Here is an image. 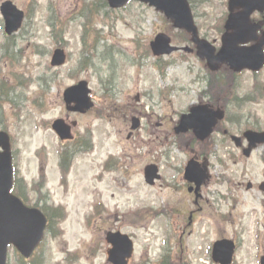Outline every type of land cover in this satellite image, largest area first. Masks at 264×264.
Masks as SVG:
<instances>
[{
    "label": "rangeland",
    "instance_id": "obj_1",
    "mask_svg": "<svg viewBox=\"0 0 264 264\" xmlns=\"http://www.w3.org/2000/svg\"><path fill=\"white\" fill-rule=\"evenodd\" d=\"M12 1L28 16L17 36L5 42L0 12V83L5 85L0 119L12 136L15 166L28 185L29 203L43 196L66 215L60 236L50 233L32 264H65V252L78 249L83 252L76 264H109L105 236L113 229L134 238L131 264H155L163 249L172 247L178 256L169 254L162 264H203L198 258L210 259L213 243L223 238L238 244L234 264H260L264 192L255 184L246 186L264 176V148L250 160L242 159L222 132L240 134L255 123L251 112L256 107H241L246 87L233 94L232 77L226 73L218 79L195 53L177 51L158 63L150 42L159 33L175 45L190 40L163 13L140 2L110 11L103 0ZM189 1L200 36L218 44L216 32L228 0ZM58 48L65 49L68 59L54 68L51 60ZM81 80L89 83L95 107L70 113L64 92ZM215 87L213 95L210 88ZM217 97L227 108L222 131L207 141L192 133L177 137L181 115ZM68 113L78 126L76 142L64 147L51 122ZM134 116L141 117L142 125L128 137ZM61 151L67 157L64 171ZM192 159L208 161L211 172L197 202L184 178ZM153 163L162 178L151 185L144 173ZM11 252L10 264L22 261Z\"/></svg>",
    "mask_w": 264,
    "mask_h": 264
},
{
    "label": "water",
    "instance_id": "obj_2",
    "mask_svg": "<svg viewBox=\"0 0 264 264\" xmlns=\"http://www.w3.org/2000/svg\"><path fill=\"white\" fill-rule=\"evenodd\" d=\"M112 8H121L130 0H108ZM155 7L171 19L177 28H185L193 35V41L197 44L198 55L206 59L211 70H217L223 63H228L233 69L240 70L251 67L253 63H261V46L256 45L253 49L240 47L245 42L243 37L249 30L250 14L254 10H264V0H229L230 10L241 7L239 13H231L226 21L227 33L223 37V46L216 53V48L207 40L199 37L198 28L195 24L192 9L188 0H135ZM2 11L6 18L7 32L12 34L17 31L23 21L24 13L11 1L4 3ZM171 38L160 33L151 42V48L156 56L171 54L178 50L177 46L171 45ZM264 43V41H263ZM184 50L192 51L189 47ZM66 62V54L62 49H57L53 55L52 65L61 66ZM91 89L85 80L69 87L65 91V101L68 109L86 113L94 103L90 97ZM224 117L221 109L214 110L207 105H196L190 113L182 115L176 132H186L193 129L196 136L204 140L213 132L214 126L219 119ZM139 126V119L134 118L133 128ZM54 129L62 139L72 137L70 128L62 120L54 123ZM259 141H264V135H260ZM0 264L7 262V250L10 244H14L26 257H29L34 248L41 241L46 227V218L38 210L25 206L21 200L11 194L13 185V162L10 148V138L5 132H0ZM248 153V152H247ZM156 165L146 168V180L154 184L155 179L160 178ZM186 177L197 182V196L200 185L208 177L205 169L195 159H192L186 168ZM107 241L112 244L109 249L110 259L116 264H128L133 253V243L127 235L121 232H110ZM235 244L232 240L223 239L214 244L213 258L216 262L230 264L233 260ZM264 264V257L262 258Z\"/></svg>",
    "mask_w": 264,
    "mask_h": 264
},
{
    "label": "flooded vegetation",
    "instance_id": "obj_3",
    "mask_svg": "<svg viewBox=\"0 0 264 264\" xmlns=\"http://www.w3.org/2000/svg\"><path fill=\"white\" fill-rule=\"evenodd\" d=\"M4 2V0L1 1V4ZM243 10V8L241 7H236L233 11L230 10V6L228 5V11L225 14L224 17V22L221 25V27L217 30L216 32V37L215 39L217 41H219L218 44H213L216 47V53H218L221 50V47L223 45V37L224 35L227 33V28H226V21L229 17V14L233 13H239ZM250 23L248 24L249 30L246 33V35L243 37V40H245V42L240 43L239 46L240 47H244V48H248L253 49V47H255L256 45H260L261 46V52H260V60H262L261 63H253L251 67H244L240 70L237 69H233L230 64L228 63H223L219 66V68L217 70H211L208 66V69L216 74L218 79L223 78L222 76L225 75L226 73L229 74L230 77H232V86L235 88L234 93L235 95L238 96L237 92L240 89H243L246 87V94L244 97H242V104L241 107L244 105H251L256 107L255 111L251 112V117H254V122L251 125H248V127H246L245 130L242 131V133L240 134H235V133H231L230 130H227L226 128L224 129V131H222V129H219V126L222 124V122H224L226 120L227 117V108L225 106V104H222V97H217L215 98V101H207V102H200L199 104H206L208 106H210L211 108L214 109H222L224 110V119L220 120L218 122V124L214 127V131L213 134L218 131L220 132V130L223 132L225 139L224 141H231L234 144V150L239 151V156H242V159H246V160H250L254 154L256 153V151H258L261 147L264 148V141H259L260 135H264V114L259 116L258 110H260L259 108L261 107V110L264 109V10H254L251 14H250ZM199 28V27H198ZM200 32V31H199ZM182 33L186 34L187 36V32L182 31ZM201 35V34H200ZM202 38V37H201ZM187 44L185 45H190L189 41H186ZM183 54H187L185 52H182ZM195 53L197 56V53L194 51L192 52V54ZM205 60V59H204ZM206 61V60H205ZM219 81V80H218ZM213 92V95L216 93L215 90H218V88H210ZM2 94H4V87L2 86V83H0V97L2 96ZM204 95H206L203 92ZM237 96L235 97L236 100ZM207 98H211L210 96H207ZM233 100H231L230 102H232ZM25 104V103H24ZM239 104V103H238ZM195 105V104H194ZM24 108V107H23ZM190 110L188 109V112ZM59 118H63V117H59ZM67 120V124L71 125L70 122V115L67 114L65 116V118ZM0 130H5V126L2 125L1 119H0ZM135 132V131H134ZM133 132V133H134ZM175 132V131H174ZM188 133H192L193 135H195L193 133L192 130H189L184 134H188ZM176 134V133H175ZM212 134V135H213ZM11 135V134H10ZM133 134L129 135V137H131ZM178 137V134H176ZM212 135L209 137V139L212 137ZM76 137V136H75ZM196 138V136H195ZM12 139V136H11ZM207 141V140H206ZM69 142V141H68ZM73 144L76 142V139L74 141H71ZM64 147H66L67 145H69L68 143H64L63 144ZM248 152V153H247ZM12 155H13V162H14V169H15V173H14V183H13V193H15L17 196H19L18 198L21 200V202L24 205H27L28 207L31 208H36L39 209L44 216L46 217L47 223H46V231L45 234L41 240V242L39 243V245L36 247V249L33 251L32 255L28 258L25 257V255L19 253V251L13 247V246H9L8 249V256H7V264H10V260H11V255H12V251H14L20 258H21V262H19L18 264H32V261L35 260V258L37 257V255L40 253V251L44 248L43 247V242L45 241V238L49 236L50 233H52L55 237L60 236V222L63 220L61 217V213H60V207H57L56 205H54V203L47 198H44L42 196V198L37 199L35 202L29 203V200L27 198V195L25 194V187L27 185L26 181L19 176L18 170L16 168V153L13 149V140H12ZM198 156L201 157L200 153H197ZM59 157H60V164H61V169H63V165L66 163V159L67 157H63L62 156V151L59 153ZM263 162H264V158H262ZM243 173L246 174L247 172H245L243 170ZM251 182H248L247 184V189H253L254 188V184L258 187L259 190L264 192V176L263 174L261 176L256 177L253 180H250ZM243 182H240V185H242ZM190 187V184L188 183V188ZM42 188L40 187L38 192H42ZM44 190V188H43ZM192 192H194V188L192 187ZM192 215L189 218V224H191V219L193 217V211L191 212ZM111 231H120L119 229L115 230H111ZM186 228L185 230H183L182 234H185ZM110 232V230H107V234ZM180 240H183V238L180 237ZM105 242L107 243L108 247L106 249V254H107V261L109 262V264H116L114 261H112L110 259V254L108 253L109 248H110V244L107 241V237H105ZM103 243V241H102ZM174 251V247H172V251L168 250L167 248H164L163 251L160 254V257L157 259L156 263L161 260L164 255H169L171 254L172 257H175V254L178 256L177 254V250L175 253H173ZM83 252V249H78V250H68L65 252L64 258L65 259V264H76L79 259L81 258V253ZM133 260V259H132ZM155 263V264H156ZM58 264V263H57ZM131 264V262L129 263Z\"/></svg>",
    "mask_w": 264,
    "mask_h": 264
},
{
    "label": "trees",
    "instance_id": "obj_4",
    "mask_svg": "<svg viewBox=\"0 0 264 264\" xmlns=\"http://www.w3.org/2000/svg\"><path fill=\"white\" fill-rule=\"evenodd\" d=\"M103 6H104V7H108V2H107V0H103ZM110 11H114V10L112 9V10H110ZM51 25H52L53 27H55V24H54V23H52ZM15 37H16V36H13L12 38H15ZM12 38H11V39H12ZM157 62L159 63V59H157ZM64 170H65V168H64ZM60 213L62 214L61 211H60ZM62 217H63V216H61V217H59V218H62ZM168 257H169V255H166V256L164 255V257L161 259V262H162V263L167 262ZM162 263H161V264H162Z\"/></svg>",
    "mask_w": 264,
    "mask_h": 264
}]
</instances>
